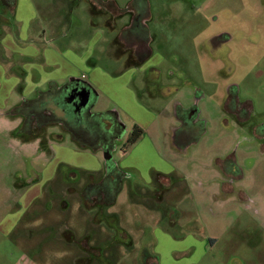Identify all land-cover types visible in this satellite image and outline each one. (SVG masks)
<instances>
[{
	"label": "rangeland",
	"instance_id": "rangeland-1",
	"mask_svg": "<svg viewBox=\"0 0 264 264\" xmlns=\"http://www.w3.org/2000/svg\"><path fill=\"white\" fill-rule=\"evenodd\" d=\"M102 1L133 7L34 0L0 34V264H264V0ZM48 76L84 77L116 114L108 165L88 132L18 136L11 110ZM112 176L101 223L85 196Z\"/></svg>",
	"mask_w": 264,
	"mask_h": 264
},
{
	"label": "flooded vegetation",
	"instance_id": "flooded-vegetation-1",
	"mask_svg": "<svg viewBox=\"0 0 264 264\" xmlns=\"http://www.w3.org/2000/svg\"><path fill=\"white\" fill-rule=\"evenodd\" d=\"M145 52H149V48H146ZM48 84L46 89L36 90L35 96L32 98H23L11 110L12 116L21 118V121L18 122L16 127L18 136L26 137L28 140H31L32 136H37L42 141L46 127L59 125L67 130L71 137L81 145V140L79 138L75 139V136L81 131L88 132L94 142L100 143L104 154L108 153L110 156V159H105L108 165L112 160L111 154L114 151L116 141L123 139L125 136L124 130L116 118V114L111 113L109 119L104 120L100 119L99 115L92 111L96 103L95 90L84 77H71L70 80H67L61 85L56 83ZM84 95L89 100L86 106L81 104V99ZM226 99L230 100L234 106L238 103L234 92L228 95ZM179 116L177 120L181 124L187 123L186 119H181L182 116ZM190 118H192V115ZM174 130V142L177 143L176 147L179 148V140L183 137L182 134L184 132L177 134V129L175 128ZM260 131L264 134V125L260 126ZM130 137L128 136L125 140L124 145L130 144ZM222 169L225 173V169ZM226 173L228 174L227 171ZM111 178L110 182L116 181L117 179L115 176ZM226 178L224 177L222 179L226 180ZM225 186L223 184L222 189Z\"/></svg>",
	"mask_w": 264,
	"mask_h": 264
},
{
	"label": "trees",
	"instance_id": "trees-1",
	"mask_svg": "<svg viewBox=\"0 0 264 264\" xmlns=\"http://www.w3.org/2000/svg\"><path fill=\"white\" fill-rule=\"evenodd\" d=\"M89 1L93 5H95V4L98 5V7H100V8H104L103 7L104 5L105 6L106 5H113L115 7L114 8L115 13L112 12L113 16H119V15L125 13L126 11L130 10L133 7V4H132L129 7L130 9L121 10L116 6L115 2H113V1L103 2L101 0L102 4L101 3H99V4L94 3L93 0H89ZM106 10L110 11L108 8ZM93 25H96V24H93ZM138 55L140 56L141 54H138ZM148 56H149V52L141 55V57L138 58L139 62L140 63L144 62L145 59L148 58ZM142 134H143L142 129L138 125H135L133 128V131H132V135H131L130 140H129L130 144H134L136 141H138V139L141 137ZM116 181L110 182V181H107V179H104V180H102V182L94 183V188H93L94 191L92 192V195L85 196L91 202V204L94 205V208L97 210V212L99 214H101V215H99V218H98V221H100L101 223L103 221H105L108 224L110 223V219L112 216H110V214L107 215L106 207L110 206L114 203L117 192L120 191V188H118L119 182L117 181V184H115ZM109 182L112 184H110ZM121 238H123V239H121ZM125 238H128V235L125 232H123L122 230H119L118 233L115 232V235L110 239V242H113L116 244V246H118L119 243H122L121 241L124 240ZM98 247L99 246L93 248V251L91 254H95V255L99 254V250L101 248L96 249ZM85 248H89V247L85 246Z\"/></svg>",
	"mask_w": 264,
	"mask_h": 264
},
{
	"label": "crops",
	"instance_id": "crops-1",
	"mask_svg": "<svg viewBox=\"0 0 264 264\" xmlns=\"http://www.w3.org/2000/svg\"><path fill=\"white\" fill-rule=\"evenodd\" d=\"M34 3H35L34 0H0V34L1 33L3 34L4 32L9 31V28L7 29V27L12 25L13 22L14 23L19 22L18 19L20 18L22 20L21 23L26 22L27 19H31L32 13H34L35 11ZM75 66H77V63L74 62V67ZM64 74H66V77H64L66 79L68 76V73L65 72ZM42 82H45L46 84L54 82L53 76L52 77L48 76V78L43 80ZM39 84H40V81H36L34 83L35 87L31 86L32 93L38 89H41L39 88ZM120 190H121V187H120ZM118 195H119V192L116 195L114 203L110 206H113L115 204ZM107 207H106V213L107 215H109ZM122 231L125 232L129 236V233L125 229H122ZM113 236L109 238L111 239Z\"/></svg>",
	"mask_w": 264,
	"mask_h": 264
},
{
	"label": "water",
	"instance_id": "water-1",
	"mask_svg": "<svg viewBox=\"0 0 264 264\" xmlns=\"http://www.w3.org/2000/svg\"><path fill=\"white\" fill-rule=\"evenodd\" d=\"M88 103H89L88 97H86V95H84L81 99V104L86 106V105H88ZM105 159H110V156L108 155V153L105 154Z\"/></svg>",
	"mask_w": 264,
	"mask_h": 264
}]
</instances>
